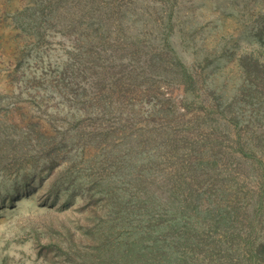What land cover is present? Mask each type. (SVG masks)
Instances as JSON below:
<instances>
[{"label": "rangeland", "instance_id": "1", "mask_svg": "<svg viewBox=\"0 0 264 264\" xmlns=\"http://www.w3.org/2000/svg\"><path fill=\"white\" fill-rule=\"evenodd\" d=\"M263 175L264 0H0V264H264Z\"/></svg>", "mask_w": 264, "mask_h": 264}, {"label": "trees", "instance_id": "2", "mask_svg": "<svg viewBox=\"0 0 264 264\" xmlns=\"http://www.w3.org/2000/svg\"><path fill=\"white\" fill-rule=\"evenodd\" d=\"M238 144H239V142H238ZM256 195H258V197H256L257 198V201H256L257 210H255L249 216L242 213V212L240 214V216H242V219H240L241 224L246 225L245 231H246L248 238L253 237V239L256 237V235L260 231V229L264 230V228H262V227H264V210L262 211V209L264 208V175L260 178L259 190L257 191ZM204 215H207L209 217L210 212H207V214H203L201 216V218H195V220L199 221L202 225L205 226L206 221H204V217H205ZM218 215L220 216V220L222 221V219H221L222 214L220 213ZM208 217H207V220H208ZM230 218H231V216H227L225 218V220H227L230 223V220H231ZM220 220H219V223H220ZM194 222L195 221L191 222L192 225H189V224L183 222V226H181V229L184 231H191L197 235L199 233V231H202L204 229V227H203V229H199L198 226ZM207 226L210 228L214 227L212 223H209ZM229 229H231V228H228V230ZM231 235H233V234L231 233ZM190 239H192V238H190ZM182 246L185 250L184 243ZM249 251H250V253H253V251L251 249H249Z\"/></svg>", "mask_w": 264, "mask_h": 264}]
</instances>
